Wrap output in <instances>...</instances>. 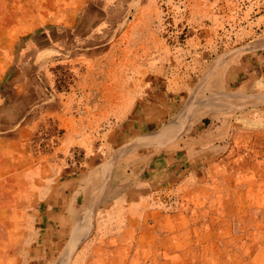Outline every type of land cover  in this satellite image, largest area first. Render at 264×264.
Segmentation results:
<instances>
[{"label": "rangeland", "instance_id": "obj_1", "mask_svg": "<svg viewBox=\"0 0 264 264\" xmlns=\"http://www.w3.org/2000/svg\"><path fill=\"white\" fill-rule=\"evenodd\" d=\"M261 35L264 0H0V264H264V132L208 138L236 95L227 61ZM154 80L170 118L141 106ZM179 144L181 182L125 197ZM56 204L91 218L77 234L69 209L52 251L33 216Z\"/></svg>", "mask_w": 264, "mask_h": 264}, {"label": "crops", "instance_id": "obj_2", "mask_svg": "<svg viewBox=\"0 0 264 264\" xmlns=\"http://www.w3.org/2000/svg\"><path fill=\"white\" fill-rule=\"evenodd\" d=\"M248 45V48L244 47L245 49L241 56L227 61L223 82L225 89L236 95H233L230 98L232 104L229 105V112L226 115L227 119L225 121L220 120L217 123L216 132L214 134L212 133L211 137L208 136V138L212 140L216 138V140H218L220 136L221 138H224L227 136L224 132H228L231 128L242 129L244 134H246L245 132H250L252 130L264 132V35L249 41ZM148 85L151 86H147V93L144 98L145 104L141 105L142 108H155L156 110L160 109L159 111L164 110V113L166 114L165 118H170L173 110L176 109L174 103L177 95H174L168 89L166 90L165 87H163L162 90L158 89L160 82L156 80ZM244 101H246V103ZM158 118L157 115H142L138 117L137 123H132L134 125L137 124L138 127L152 124L157 125L162 123V120L158 121ZM177 148H181L180 144L178 147L170 149V153L166 152L162 159L151 161L150 165L152 168H148V170L146 168H143V170H139L138 172L131 170L130 174H128L131 180L130 185L128 184L124 187L125 189L130 187V190L126 191L125 197L134 198L138 203L139 196L148 194L149 190L174 188V185L182 180L187 172L185 163L180 159L181 150H178ZM175 156L177 157L175 158ZM102 159L103 158L94 165L93 169L101 167L103 162L108 161L107 159ZM89 163L92 164L91 161H89ZM148 163L149 162H147L146 165H148ZM163 164L165 165L163 166ZM117 165L118 164L115 166V170ZM155 168H163V170H156ZM113 172L117 173V171ZM113 180L115 182L118 181L114 174ZM66 196H69V194ZM4 197L10 196L9 194L6 195V193H4ZM71 206L74 205L72 204ZM71 206L68 205L65 211V209L62 210L63 206L60 209L58 204H56L49 215L34 213V220L39 223L36 225L39 229L36 227L33 230L35 236L39 234L37 230H43V222L46 221V223L48 222V225L50 224L45 230L51 229L50 233L46 235L53 238L52 243L55 244V249H52V251L58 249V246L61 245L65 236L64 227L57 229L59 226L57 225V221H67V232L69 225H74V221L70 217V210L73 211V207ZM0 216H2L0 217V220L7 219L5 217L11 218V215H7L6 213H0ZM10 236L11 232L8 229H4L3 232H0V238H6L2 240L0 239V247H3V251L10 250L8 248L11 245ZM17 245L21 246L22 242L19 241Z\"/></svg>", "mask_w": 264, "mask_h": 264}, {"label": "bare ground", "instance_id": "obj_3", "mask_svg": "<svg viewBox=\"0 0 264 264\" xmlns=\"http://www.w3.org/2000/svg\"><path fill=\"white\" fill-rule=\"evenodd\" d=\"M245 103H246V101H244ZM243 102V103H244ZM214 107V106H213ZM209 110V109H208ZM210 112V111H209ZM212 112V111H211ZM207 114V113H206ZM173 131V130H172ZM91 190V189H90ZM91 199V198H90ZM89 201V200H88ZM90 206V205H89ZM89 206H86L85 205V208L83 209V211L82 212H80V213H78V214H75V211H73V213H71L72 214V218L74 219V220H76L77 222H78V224H77V226H76V232H77V234H81V232H83L84 231V229L86 228V222H83V220H87V221H89V219L91 218L90 217V215H88V212H89V210H90V207ZM76 222V223H77ZM79 223L81 224V225H79ZM92 223H93V221H92ZM93 226V225H92ZM92 228V227H91ZM72 234V233H71ZM83 234V233H82ZM72 237V236H71ZM69 243V242H68ZM79 243V242H78ZM77 246V245H76Z\"/></svg>", "mask_w": 264, "mask_h": 264}]
</instances>
